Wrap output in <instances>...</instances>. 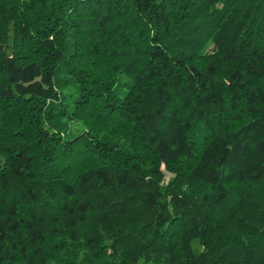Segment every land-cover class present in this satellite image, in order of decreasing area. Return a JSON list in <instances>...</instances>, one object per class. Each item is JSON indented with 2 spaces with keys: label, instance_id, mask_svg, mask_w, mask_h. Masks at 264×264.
I'll return each mask as SVG.
<instances>
[{
  "label": "trees",
  "instance_id": "16d2710c",
  "mask_svg": "<svg viewBox=\"0 0 264 264\" xmlns=\"http://www.w3.org/2000/svg\"><path fill=\"white\" fill-rule=\"evenodd\" d=\"M0 264H264V0H0Z\"/></svg>",
  "mask_w": 264,
  "mask_h": 264
},
{
  "label": "rangeland",
  "instance_id": "374dc122",
  "mask_svg": "<svg viewBox=\"0 0 264 264\" xmlns=\"http://www.w3.org/2000/svg\"><path fill=\"white\" fill-rule=\"evenodd\" d=\"M162 170L165 172L164 183L167 184L172 179V173L166 169L165 165H163ZM193 246L197 252L204 251V246L201 244V242L199 240L195 241Z\"/></svg>",
  "mask_w": 264,
  "mask_h": 264
}]
</instances>
